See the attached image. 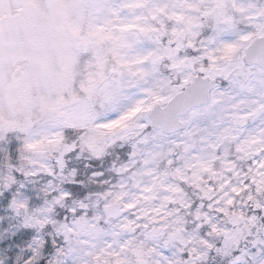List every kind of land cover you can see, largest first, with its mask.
Listing matches in <instances>:
<instances>
[{"label":"snow or ice","instance_id":"1","mask_svg":"<svg viewBox=\"0 0 264 264\" xmlns=\"http://www.w3.org/2000/svg\"><path fill=\"white\" fill-rule=\"evenodd\" d=\"M0 264H264V0H0Z\"/></svg>","mask_w":264,"mask_h":264}]
</instances>
